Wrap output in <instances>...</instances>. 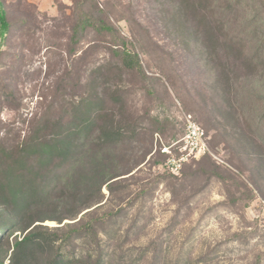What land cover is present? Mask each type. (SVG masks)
<instances>
[{
  "label": "rangeland",
  "instance_id": "374dc122",
  "mask_svg": "<svg viewBox=\"0 0 264 264\" xmlns=\"http://www.w3.org/2000/svg\"><path fill=\"white\" fill-rule=\"evenodd\" d=\"M237 1L0 0L11 23L0 37V155L30 132L49 134L40 124L73 118L82 97L115 114L92 124L88 147L103 125L122 129L105 150L113 163L104 172L122 175L99 193L68 192L61 181L46 203L66 219L38 223L53 230L90 211L80 223L96 220L92 231L72 243L79 256L104 264H264V0ZM79 3L113 34L87 30L70 39ZM111 42L138 54L146 78L121 69ZM185 114L208 131L211 154L172 176L153 156L150 134L167 121V140ZM22 236L11 232L4 264Z\"/></svg>",
  "mask_w": 264,
  "mask_h": 264
},
{
  "label": "trees",
  "instance_id": "16d2710c",
  "mask_svg": "<svg viewBox=\"0 0 264 264\" xmlns=\"http://www.w3.org/2000/svg\"><path fill=\"white\" fill-rule=\"evenodd\" d=\"M198 1L196 0L197 3H201ZM75 6L78 17L72 26L70 37L75 43L87 30H92L101 36L104 32L113 34L112 26L103 19L98 21L92 19L94 16L84 10V3ZM195 7L197 8V6ZM10 26L7 12L3 4L0 3V37L2 40L5 39V34L9 32ZM111 47L113 57L118 58L122 65L121 69L146 78L143 75L137 53L130 50L124 42L120 45L111 42ZM98 69L100 67L95 70ZM113 69L115 68L109 67L107 71ZM119 103L118 97V100L112 103V108ZM98 107L99 105L95 101L82 97L72 106L73 118L70 120L66 121L62 116L60 119L53 120L52 123L40 124V127L43 125L51 129L49 134L42 135L41 132H38L39 130H35L13 148H2L0 155V264H4L10 250L8 237L14 229L20 231L23 236L20 240H15L12 245L10 264H104L100 256L91 262L88 261V256L87 258L79 256L74 250L75 248L72 247V243L78 237L89 234L97 222L96 220L94 222L89 220L84 224L80 223L84 215L90 212L86 211L89 208L86 207L87 205L80 206L82 208L80 212H86L82 213L81 217L71 224H64L62 227L53 230L38 224L47 220L61 224L66 219L64 216H54L55 210H47L48 205L46 203L51 191L61 181L65 184L68 192L69 190L75 191L76 188L79 191L83 187L85 192L94 189L99 193L109 181L122 175L116 171L113 172V170L108 175L104 173L107 169L105 164L107 162L113 163L106 159L105 150L121 141L123 138V134L120 133L121 127H118L117 130L114 128L110 132L111 129L107 130L105 128L107 126L103 125L95 137V143L88 147L87 142H85L84 137L92 131V124L95 121L96 123L102 121L103 115L108 117L111 122L114 120L115 114L113 112L102 114L100 109L99 111L96 109ZM95 110L98 112L93 113ZM191 116L194 122L205 132L208 137L207 143L211 149L208 131L198 119L193 115ZM40 121H44V119ZM169 125L167 121L160 124L154 123L152 131L154 130V133H159L163 137L167 130L165 127ZM170 129H172L170 137L165 140L167 144L182 138L184 121L178 123V128L175 126L174 129ZM154 133L152 132L150 137L153 138ZM91 147H94V150ZM174 153L178 155L177 151ZM153 156L160 165L166 162V155L155 153ZM208 157L206 154L198 159L190 158L182 165L178 174H172L168 170L164 171L169 175L178 176L189 162ZM84 165H88L89 168L85 172ZM74 167H82L83 169L77 179L71 175ZM71 217H75V215Z\"/></svg>",
  "mask_w": 264,
  "mask_h": 264
},
{
  "label": "built area",
  "instance_id": "2783aa9c",
  "mask_svg": "<svg viewBox=\"0 0 264 264\" xmlns=\"http://www.w3.org/2000/svg\"><path fill=\"white\" fill-rule=\"evenodd\" d=\"M184 135L179 140L167 144L159 133L153 135L152 154L160 153L166 155V162L162 168L172 174L181 170L182 165L190 158L198 159L203 155H210L211 151L207 143L208 137L196 124L190 114L183 115ZM174 151L178 152L175 155Z\"/></svg>",
  "mask_w": 264,
  "mask_h": 264
}]
</instances>
